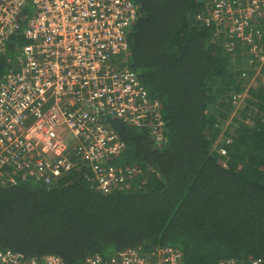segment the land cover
Masks as SVG:
<instances>
[{"label":"trees","instance_id":"trees-1","mask_svg":"<svg viewBox=\"0 0 264 264\" xmlns=\"http://www.w3.org/2000/svg\"><path fill=\"white\" fill-rule=\"evenodd\" d=\"M133 1L130 51L118 62L161 102L163 139L108 116L126 147L104 164L138 169L108 192L87 162L48 182L0 177V247L65 264L124 248L152 259L171 248L180 264H264V62L230 39L229 25L207 24L206 0ZM254 27L264 51V15ZM13 39L0 83L24 42Z\"/></svg>","mask_w":264,"mask_h":264},{"label":"built area","instance_id":"built-area-1","mask_svg":"<svg viewBox=\"0 0 264 264\" xmlns=\"http://www.w3.org/2000/svg\"><path fill=\"white\" fill-rule=\"evenodd\" d=\"M206 2L211 9L207 24L226 23L230 39L251 45L264 62L257 43L261 29L254 27L264 15V0ZM137 18L133 0H0V55L14 35L24 39L0 83V177L16 182L19 174L35 173L48 182L87 162L99 188L108 192L138 171L127 167L122 172L103 162L126 147L105 124L108 116L151 126L163 139L161 102L150 98L138 75L118 62L130 51L129 31ZM159 252L152 259L124 248L109 258L91 254L85 264H180L178 251ZM0 264L65 262L59 255L29 257L0 247ZM251 264L263 263L256 258Z\"/></svg>","mask_w":264,"mask_h":264},{"label":"rangeland","instance_id":"rangeland-1","mask_svg":"<svg viewBox=\"0 0 264 264\" xmlns=\"http://www.w3.org/2000/svg\"><path fill=\"white\" fill-rule=\"evenodd\" d=\"M8 46H9V44H8ZM8 46H7V49L0 55V60L2 61L3 59H4V56L6 55L7 57H9V58H15V53H14V51H12V50H10L9 48H8ZM258 71V70H257ZM256 74H257V72H256ZM255 74V75H256ZM254 76H253V79H252V81H250L247 85H245L243 88H241V89H243L242 91L243 92H241V98L240 99H238L237 100V103H238V105L240 104L241 105V102H242V100H243V98H244V96L245 95H247V90L250 88V86L252 85V83H253V80H254ZM220 138V137H219ZM220 141V140H219Z\"/></svg>","mask_w":264,"mask_h":264}]
</instances>
